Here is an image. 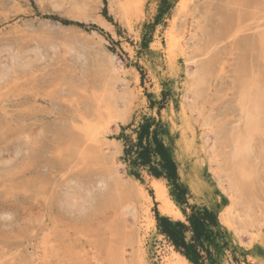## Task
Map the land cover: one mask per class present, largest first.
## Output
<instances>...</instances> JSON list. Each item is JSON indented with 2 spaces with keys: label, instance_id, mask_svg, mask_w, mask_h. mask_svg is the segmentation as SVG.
<instances>
[{
  "label": "rangeland",
  "instance_id": "1",
  "mask_svg": "<svg viewBox=\"0 0 264 264\" xmlns=\"http://www.w3.org/2000/svg\"><path fill=\"white\" fill-rule=\"evenodd\" d=\"M251 81L264 91V0H0V264H174L155 212L189 205L217 215V264H264L263 126L241 193L225 176ZM148 120L187 205L122 159Z\"/></svg>",
  "mask_w": 264,
  "mask_h": 264
},
{
  "label": "trees",
  "instance_id": "2",
  "mask_svg": "<svg viewBox=\"0 0 264 264\" xmlns=\"http://www.w3.org/2000/svg\"><path fill=\"white\" fill-rule=\"evenodd\" d=\"M152 125L148 120L134 130L135 138H123L122 159L137 178L145 170L157 179L166 180L174 201L180 206L187 205V189L180 182L177 165L159 137L158 124L154 128ZM189 208L188 213L182 210L184 220H172L156 211V228L174 251L191 264H217L216 253L226 245L222 242L225 232L217 215L206 207L189 205Z\"/></svg>",
  "mask_w": 264,
  "mask_h": 264
},
{
  "label": "bare ground",
  "instance_id": "3",
  "mask_svg": "<svg viewBox=\"0 0 264 264\" xmlns=\"http://www.w3.org/2000/svg\"><path fill=\"white\" fill-rule=\"evenodd\" d=\"M10 61L13 62L12 59ZM9 64L12 65V63H9ZM16 64H17V61H16ZM11 65H10V68H11ZM195 70H199V69H195ZM2 76H3V72H2ZM240 93H241L240 103H241L242 111L244 112V131H240V133L239 132L234 133L233 131H229V132L225 131L226 138H227L226 140L230 147L229 158H228L230 160V164H228V167H227L228 170L225 176H226V179H228L231 182L233 188L238 193L239 192L241 193V190L243 189V187L241 189V184L242 182H244L242 181L243 176L247 174L246 168L249 165V161L247 157H248V152L250 148V145H249L250 138L253 135V133L256 132V130H260L262 126L264 127V108H263L264 91H263L262 86L258 84L257 82H253V81L241 83ZM108 179H109L108 177H100L97 182L98 189L103 190L107 186ZM127 182L128 181H125V179L121 180L117 178L111 182L112 189L114 191L126 190L128 186ZM160 187L161 186L156 184L157 190L160 191ZM237 214H238V210L235 204H231L220 212L218 219L219 221L224 222L229 226L231 223L230 220H232V218H234ZM175 256L177 257V260L174 262V264H187L186 259L182 257L181 255H179L177 252H175Z\"/></svg>",
  "mask_w": 264,
  "mask_h": 264
}]
</instances>
